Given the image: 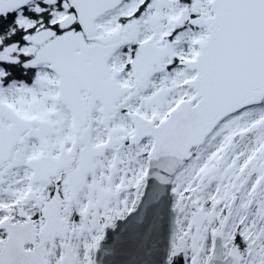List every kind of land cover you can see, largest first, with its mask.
<instances>
[{
	"label": "snow or ice",
	"instance_id": "6c2138e0",
	"mask_svg": "<svg viewBox=\"0 0 264 264\" xmlns=\"http://www.w3.org/2000/svg\"><path fill=\"white\" fill-rule=\"evenodd\" d=\"M0 264H264V0H0Z\"/></svg>",
	"mask_w": 264,
	"mask_h": 264
}]
</instances>
